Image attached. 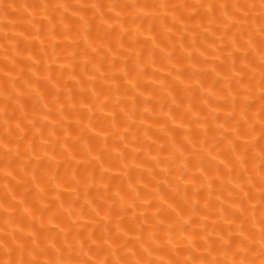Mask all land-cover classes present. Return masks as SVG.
<instances>
[{
    "label": "bare ground",
    "instance_id": "6f19581e",
    "mask_svg": "<svg viewBox=\"0 0 264 264\" xmlns=\"http://www.w3.org/2000/svg\"><path fill=\"white\" fill-rule=\"evenodd\" d=\"M0 264H264V0H0Z\"/></svg>",
    "mask_w": 264,
    "mask_h": 264
}]
</instances>
